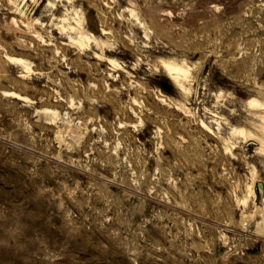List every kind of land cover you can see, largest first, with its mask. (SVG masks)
Returning a JSON list of instances; mask_svg holds the SVG:
<instances>
[{"label": "rangeland", "instance_id": "1", "mask_svg": "<svg viewBox=\"0 0 264 264\" xmlns=\"http://www.w3.org/2000/svg\"><path fill=\"white\" fill-rule=\"evenodd\" d=\"M0 264H264V0H0Z\"/></svg>", "mask_w": 264, "mask_h": 264}, {"label": "bare ground", "instance_id": "2", "mask_svg": "<svg viewBox=\"0 0 264 264\" xmlns=\"http://www.w3.org/2000/svg\"><path fill=\"white\" fill-rule=\"evenodd\" d=\"M11 61H14L15 64L16 63H20L21 60L18 58H10ZM9 59V60H10ZM163 67L166 71V73L170 76L173 77L177 80L178 75H180V73L184 72L181 68H179L178 66L172 64V63H168V62H163ZM15 96V95H13ZM255 102L253 99H249V104ZM241 130V129H240ZM240 133V132H239Z\"/></svg>", "mask_w": 264, "mask_h": 264}]
</instances>
